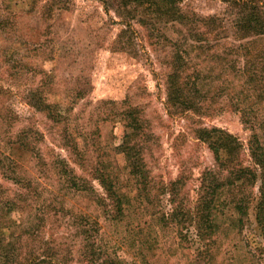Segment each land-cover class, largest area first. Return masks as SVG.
Segmentation results:
<instances>
[{
    "label": "rangeland",
    "instance_id": "obj_1",
    "mask_svg": "<svg viewBox=\"0 0 264 264\" xmlns=\"http://www.w3.org/2000/svg\"><path fill=\"white\" fill-rule=\"evenodd\" d=\"M184 4L200 15L223 16L227 8L220 0H184ZM117 21L94 0H0V83L7 88L0 94V177L12 168L33 181L24 182L32 186L33 193L12 212L6 240L28 241L24 255L39 247L41 253L59 254L55 264H264V241L255 230L251 208L241 228L231 220L233 211L224 208V216H218L219 230L198 249L189 221L176 226V221L160 220L159 211L167 213L173 207L169 195L154 194L146 201L137 195L118 149L127 121L125 112L135 107L145 121L139 127L145 132L137 142L154 184L180 177L183 185L178 188L176 205L187 210L201 172L214 167L212 152L191 129L218 126L236 134L246 147L252 130L233 107L245 104L257 129L261 116L264 127V113H259L256 103L248 106V101L229 94L225 85L216 88L218 68L213 61L206 65L196 59L204 69L200 77L210 100L208 115L169 114L165 105V75L172 49L168 39L179 37V25L161 19L153 20L152 26L160 29L156 31L135 25L114 44L120 28ZM183 48L191 51L184 44ZM40 89L55 104L57 122L26 102ZM259 109L264 111V100ZM258 132L264 143V128ZM62 136L77 140L80 167L68 164L88 179L93 193L76 194L64 176L39 160V154L49 159L57 154L68 160L70 152L61 147ZM26 141H31L35 152L9 149ZM248 154L247 150L242 153L245 165ZM93 167L106 171L127 198L124 215L118 220L106 216V208L95 203L105 194L97 180L85 174ZM0 184L10 187L11 193L20 191L1 178ZM7 191L0 188V196ZM43 213L47 216L39 231L45 241L40 243L34 229L19 224ZM79 220L86 223L87 237L94 239V252L78 251L83 244Z\"/></svg>",
    "mask_w": 264,
    "mask_h": 264
},
{
    "label": "trees",
    "instance_id": "obj_2",
    "mask_svg": "<svg viewBox=\"0 0 264 264\" xmlns=\"http://www.w3.org/2000/svg\"><path fill=\"white\" fill-rule=\"evenodd\" d=\"M94 1L98 2L105 12H112L118 18L117 23L120 24V28L113 41L114 44L119 40L121 33L135 25L150 31L160 30L152 26L153 20L161 19L166 24L172 22L179 25L177 28L179 37L176 40L168 37L172 49L170 69L165 75V105L169 114L185 117L191 112L198 114L199 118L208 115L205 112L209 109L210 100L205 97L203 92L205 89L202 87L205 84L200 77L204 69L199 65L201 62L196 64V59L206 65L213 61L214 66L218 68L220 79L217 81L216 88L219 89L220 86L225 85L229 94L238 95V100L248 101V106L256 103L259 113H264L259 109L260 102L264 100V0H220L227 5L223 16L200 15L193 9L187 8L184 0ZM183 44L191 51H184ZM6 91L7 88L0 83V94ZM41 92H43L41 89L39 92L33 91L30 100L26 102L37 111L44 113L47 118L57 122L59 119L55 115V104L48 102V95H43ZM222 92L225 97V92ZM226 99L229 98L226 97ZM242 105L244 107L239 105L233 109L240 113L243 123L252 130L246 147L236 134L218 126L198 125L191 129L194 137L206 143L212 152L214 167L205 168L201 172L197 193L192 200H189L187 210L181 204L176 205L175 197L180 193L178 188L183 185L180 177L168 183L154 184L153 177L144 163V153L140 151L137 142L145 132L144 129L139 128L145 122L144 117L135 107L125 112L127 121L118 149L125 158L137 195L145 201L151 199L154 194L169 195L170 198L167 200L172 202L173 207L167 213L159 211L160 220L164 223L176 221V226L189 221L197 235L198 249H201L205 241L211 240L219 230L218 216L220 214L224 216V208L231 209L235 214L231 220L237 228L243 227L244 218L247 219L250 216L248 211L251 208L255 230L264 241V143L260 136L262 133L258 132L264 127L262 120L260 121L262 116L256 123L257 129L253 124L254 120L251 121L245 112V104ZM60 116L59 114V118ZM4 120H6L5 117ZM67 138L62 136L60 144L62 148L68 150V153L70 152L68 160L57 154L52 155L50 159L39 154V160L43 165L48 164V167L64 176L63 178L67 179L76 194H91L94 190L89 185L88 179L75 173L74 168L68 164L72 162L80 167V153H78L77 140L73 137ZM10 148L36 151L32 148L31 141H26L25 145L17 144ZM244 150L249 153L250 160L247 165L242 163ZM10 170L11 173L2 171L0 178L18 186L20 191L11 193L10 187L0 184V188H8V191L0 196V264L59 262V254L54 253L50 256L41 253L40 247L24 255L23 248L25 250L24 246L28 241L15 238H12V241L6 240L10 229L7 223L13 220L12 212L17 211L18 205L28 201L33 193L30 190L32 186L24 184V182L33 183V181L25 179L26 177L19 175L15 169L10 168ZM85 174L97 180L104 191L105 196L95 199V203L106 208L105 213L109 218L120 219L124 215V208L128 201L124 194L119 193L116 183L106 171L95 167L89 174ZM255 189L256 192H254ZM6 199L9 200L7 203H5ZM45 216H47L45 213L41 216L34 214L33 218L21 221L19 226L23 229H34L37 239L39 238L42 243L45 238L40 237L39 230ZM85 226L86 223L78 221V228L83 239V244L78 251L86 253L87 250H93L94 252V239L87 237L88 230L84 229ZM10 244H12L11 247H9ZM15 244L18 247L14 248Z\"/></svg>",
    "mask_w": 264,
    "mask_h": 264
}]
</instances>
